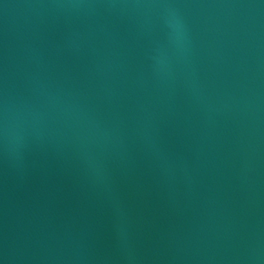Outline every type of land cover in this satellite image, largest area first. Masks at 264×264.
I'll list each match as a JSON object with an SVG mask.
<instances>
[{
  "label": "water",
  "instance_id": "water-1",
  "mask_svg": "<svg viewBox=\"0 0 264 264\" xmlns=\"http://www.w3.org/2000/svg\"><path fill=\"white\" fill-rule=\"evenodd\" d=\"M0 264H264V0H0Z\"/></svg>",
  "mask_w": 264,
  "mask_h": 264
},
{
  "label": "clouds",
  "instance_id": "clouds-1",
  "mask_svg": "<svg viewBox=\"0 0 264 264\" xmlns=\"http://www.w3.org/2000/svg\"><path fill=\"white\" fill-rule=\"evenodd\" d=\"M168 11L174 12L171 6H164ZM66 120L75 123L74 131L76 135L83 140H91L106 135V131L98 124L92 121H84L74 109H65L63 112ZM48 118V113L33 110L30 107L14 109L5 105L3 108L2 136L5 150L13 152L14 139L20 130L25 126H31L36 123H43Z\"/></svg>",
  "mask_w": 264,
  "mask_h": 264
}]
</instances>
